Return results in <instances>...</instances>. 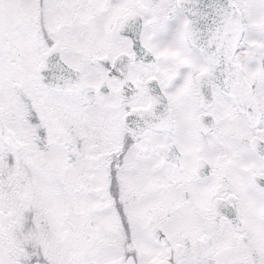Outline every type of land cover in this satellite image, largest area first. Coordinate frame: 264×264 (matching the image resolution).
Here are the masks:
<instances>
[{"label":"snow or ice","instance_id":"snow-or-ice-1","mask_svg":"<svg viewBox=\"0 0 264 264\" xmlns=\"http://www.w3.org/2000/svg\"><path fill=\"white\" fill-rule=\"evenodd\" d=\"M0 264H264V0H0Z\"/></svg>","mask_w":264,"mask_h":264}]
</instances>
